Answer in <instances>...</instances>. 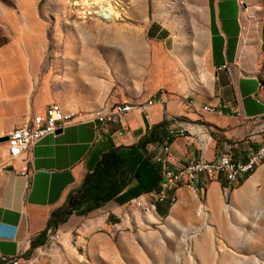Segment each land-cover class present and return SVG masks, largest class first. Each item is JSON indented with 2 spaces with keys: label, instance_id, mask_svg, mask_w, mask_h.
Returning <instances> with one entry per match:
<instances>
[{
  "label": "crops",
  "instance_id": "1",
  "mask_svg": "<svg viewBox=\"0 0 264 264\" xmlns=\"http://www.w3.org/2000/svg\"><path fill=\"white\" fill-rule=\"evenodd\" d=\"M40 1L13 0L12 7H0V26L10 35L0 46V139L9 137L30 116L46 115L55 102L66 114L78 115L20 159L12 160L7 143L0 142V264L4 257L15 256L31 257L34 264H54L52 234L58 232L67 241L84 217L71 213L51 226V216L65 207L70 194L81 188L107 154L115 153L122 169L116 177L120 194L101 206L104 213L120 214L124 205L131 204L144 214L172 218L178 213L191 215L196 196L187 187H177L163 197L162 185L177 173L163 179L165 169L190 161L218 163L223 154L246 161L264 147V24L260 55H254L243 45L245 11L240 0H207L206 51L195 67L194 79L168 91L150 88L125 99L110 96L105 89L93 104L87 103L89 92L62 95L52 89L54 74L39 76L46 45ZM250 18V27H256V10ZM32 44L37 45L35 53L28 48ZM165 47H150L145 60L160 67L159 51ZM69 57L67 77L72 67ZM55 63L57 68V60ZM88 77L89 71L82 73L81 84ZM153 98L147 112L135 108L115 125L81 116L82 111L94 116V112L117 103L140 105ZM174 124L188 132L168 140ZM165 146H170L169 156L161 163L157 158H165ZM26 169L29 176L24 175ZM242 176L234 184L222 179L206 184L201 198L214 214L224 194L248 196L264 186V162L251 176Z\"/></svg>",
  "mask_w": 264,
  "mask_h": 264
},
{
  "label": "rangeland",
  "instance_id": "2",
  "mask_svg": "<svg viewBox=\"0 0 264 264\" xmlns=\"http://www.w3.org/2000/svg\"><path fill=\"white\" fill-rule=\"evenodd\" d=\"M240 1L243 45L260 55L264 0ZM13 5V0H0V7ZM39 7L46 27L39 76L54 74L52 89L62 95L89 92L88 104L105 89L123 99L150 88L168 91L194 79L205 55L207 0H41ZM109 9L114 19L99 15ZM254 10L257 25L250 27ZM9 39V31L0 26V46ZM163 46L160 64L167 68L145 60L150 47ZM28 48L37 51V45ZM86 71L89 77L81 84ZM195 196L191 215L172 218L144 214L131 204L120 214L107 215L102 207L80 214L84 221L67 241L61 234L50 239L54 264H264V186L248 196L224 194L216 214L201 195ZM206 238L214 241L213 250L202 249Z\"/></svg>",
  "mask_w": 264,
  "mask_h": 264
},
{
  "label": "built area",
  "instance_id": "3",
  "mask_svg": "<svg viewBox=\"0 0 264 264\" xmlns=\"http://www.w3.org/2000/svg\"><path fill=\"white\" fill-rule=\"evenodd\" d=\"M154 104V98L140 105L129 103H117L112 105L108 117H94L90 113L83 114L82 117L88 121H94L99 124H118L121 123L123 117L134 110L140 109L143 112ZM193 105V103H192ZM206 112H213L214 109H203ZM78 115V114H77ZM77 115L73 118H61L57 109V103H53L47 109L46 115L35 114L27 118L19 127L15 128L9 134V140L6 142L8 146V154L12 160L20 159L26 154H29L32 148L40 141L55 134L58 130L64 129L71 124ZM174 121V120H173ZM175 123V122H174ZM188 130L185 127H177L172 125L169 130V138L177 136H186ZM170 146L164 147L165 158L158 156L157 161L166 163V157L169 156ZM218 160H230L231 169H219V175H211V168H216V161L209 162L205 160L190 161L187 164L175 168L165 169L163 172V179L171 177L174 172H182V174H190V182L181 184V187H187L195 195H202L205 192L206 184L212 180H224L227 183H238L241 172H249L250 167H256V152L250 154L246 161L234 159L230 154H223ZM217 160V161H218ZM25 176L30 175L29 169H26ZM171 191H169L170 193ZM162 197V196H161ZM166 197V196H163ZM141 204L138 203V206ZM59 239L58 232L53 233L51 239ZM4 264H26L25 257H4Z\"/></svg>",
  "mask_w": 264,
  "mask_h": 264
},
{
  "label": "trees",
  "instance_id": "4",
  "mask_svg": "<svg viewBox=\"0 0 264 264\" xmlns=\"http://www.w3.org/2000/svg\"><path fill=\"white\" fill-rule=\"evenodd\" d=\"M121 169L122 162L115 153L105 155L81 188L70 194L65 207L52 214L50 225H58L71 213L86 215L116 198L120 194L116 177Z\"/></svg>",
  "mask_w": 264,
  "mask_h": 264
},
{
  "label": "bare ground",
  "instance_id": "5",
  "mask_svg": "<svg viewBox=\"0 0 264 264\" xmlns=\"http://www.w3.org/2000/svg\"><path fill=\"white\" fill-rule=\"evenodd\" d=\"M99 15H101L102 18L107 20L114 19V13L110 12L109 10L105 11H99ZM118 18V16H116ZM57 109L60 113L61 118H73L74 114L68 115L66 112L61 108L59 104H57ZM110 109H112V106L109 108H105L99 111L94 112L95 117H108L110 113ZM213 109V108H212ZM256 167H250V176L255 173V171L258 169V167L262 164L264 160V147L256 152ZM219 169H231V161L230 160H219L218 163H216V168H211V175H219ZM242 175H247L249 177V172H241L239 176V182L241 180ZM166 178V177H165ZM190 182V174H182V172L175 173L171 180L169 182H165L162 185V196H166L169 191L181 187V184H187ZM214 248V241L210 238L203 239L202 241V249L203 250H213ZM26 264H34V260L31 257H25Z\"/></svg>",
  "mask_w": 264,
  "mask_h": 264
},
{
  "label": "water",
  "instance_id": "6",
  "mask_svg": "<svg viewBox=\"0 0 264 264\" xmlns=\"http://www.w3.org/2000/svg\"><path fill=\"white\" fill-rule=\"evenodd\" d=\"M8 140H9V137L7 136V137L0 139V142H7Z\"/></svg>",
  "mask_w": 264,
  "mask_h": 264
}]
</instances>
